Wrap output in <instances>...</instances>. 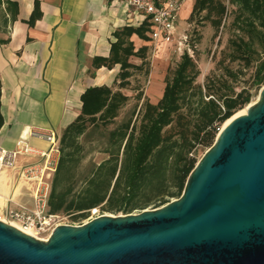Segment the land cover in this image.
I'll return each instance as SVG.
<instances>
[{"label": "trees", "instance_id": "trees-1", "mask_svg": "<svg viewBox=\"0 0 264 264\" xmlns=\"http://www.w3.org/2000/svg\"><path fill=\"white\" fill-rule=\"evenodd\" d=\"M230 1L236 7L234 12L238 29L236 36L230 40L231 58L243 60L245 65L258 60L256 81L264 84V0ZM3 3H6L4 11L1 9ZM39 9V1L36 0L35 9L28 21L30 24H34L41 16ZM203 11L206 14L201 16L202 19L211 20L219 29L228 14V7L223 0H196L190 19ZM18 15V0H0V32L6 31L8 24L16 21ZM148 30L149 24L144 22L138 27L126 26L117 31V41L112 44L111 57L96 58L94 61L96 67L107 62L121 63L117 84L120 88L128 87L133 70H143L148 61V46L136 51L134 42L130 39L134 33L149 39L146 34ZM132 56L141 57L142 64H133L130 61ZM230 74L234 75L232 72ZM199 75L196 60L185 51L172 79L166 80L161 99L157 103L146 101L139 128L129 120L110 132V145L107 148L110 158L99 165L88 179L86 188L69 199L73 186L63 189H59V186L74 175L78 166L79 158L76 155L82 148L79 136L85 133L89 122L101 120L104 124H109L129 99L121 90L115 91L109 86L88 88L82 95V113L64 130L61 137V155L49 199L50 213L58 214L72 209L84 211L99 205L108 197L113 201L123 184L125 205L120 207L126 213L138 208L146 209L152 203L155 208L160 207L170 202L171 198L180 197L190 173L198 163L197 158L191 155L196 145L204 141L203 144L211 147L220 126L252 99L249 89L230 93L228 80L216 85L211 77L206 84L208 93L205 94L203 86L196 82ZM2 87L0 76V129L4 125ZM197 94L200 96V122L196 124L195 138L188 139L185 133L181 134V138L167 134L165 129L174 122L175 114L182 108V102ZM114 207L112 202L111 208ZM87 215L81 212L76 218Z\"/></svg>", "mask_w": 264, "mask_h": 264}, {"label": "water", "instance_id": "water-1", "mask_svg": "<svg viewBox=\"0 0 264 264\" xmlns=\"http://www.w3.org/2000/svg\"><path fill=\"white\" fill-rule=\"evenodd\" d=\"M0 264H264V85L156 208L59 224L48 239L0 219Z\"/></svg>", "mask_w": 264, "mask_h": 264}, {"label": "crops", "instance_id": "crops-1", "mask_svg": "<svg viewBox=\"0 0 264 264\" xmlns=\"http://www.w3.org/2000/svg\"><path fill=\"white\" fill-rule=\"evenodd\" d=\"M38 1L41 16L34 24L28 21L36 0H18V19L10 22L6 31L0 32L4 115L0 149L3 150L15 149L21 138L40 150H49L50 144L32 136L31 132L53 130L62 134L82 113V95L90 87L105 85L128 95L124 92L125 88L117 85L121 63L94 65L96 58L111 57L117 31L147 22L149 30L146 34L149 39L137 33L130 38L136 51L148 46L147 60L150 45L155 43L150 35V23L143 21L141 16H135L124 0ZM195 1L184 0L179 16L188 19ZM1 9H6V3L2 4ZM139 20L143 22L139 24ZM130 61L140 65L143 59L132 56ZM154 79L156 83L153 86L159 82L156 72L152 73L151 82ZM150 86L148 93L154 95L151 97L158 102L166 83L159 96L155 90L153 94L150 93L153 89ZM34 157L19 156L17 168H0V192L6 189L5 186L13 190L6 197L0 195L3 198L0 212L18 204L31 203L33 206L32 187L30 182L20 177L19 170ZM23 188L26 191L23 192Z\"/></svg>", "mask_w": 264, "mask_h": 264}, {"label": "rangeland", "instance_id": "rangeland-1", "mask_svg": "<svg viewBox=\"0 0 264 264\" xmlns=\"http://www.w3.org/2000/svg\"><path fill=\"white\" fill-rule=\"evenodd\" d=\"M223 1L228 7V14L225 15L222 26L219 29L211 20L202 19L201 16L206 14V11H203V13L194 17V19H190V17L185 19L183 16H179L176 22L177 35L179 36L181 32H187L189 34V48L192 49L190 50V53L196 60L200 69V75L196 82L203 86L205 94L208 93L206 84L209 82L208 79L210 77L215 80L216 85H219V83L224 80H228V84L231 86V89H229L228 92L233 93V91H235L238 93L245 88L249 89L252 94L250 103H253L257 100L260 90L264 85L259 84L256 81L258 60H255L251 65H245L243 60H233L231 58L230 40L236 36L238 30L235 22L236 14L234 12L236 7L231 4L230 0ZM150 48L151 52L148 55L149 59L144 69L135 70L133 77L130 79L131 84L125 88L124 92L128 94L129 99L119 110L118 116L109 124H104L101 120L89 122L85 133L79 136V142L82 145V148L76 155L79 158L78 166L74 175L69 180H65L64 183L59 186V189H63L66 186H73L74 190L69 196V199H72L77 193L86 188L88 179L97 171L99 165L110 158V153L107 151V148H109L110 145V132L129 120L136 123L139 128L145 112L146 101L151 100L152 102L157 103L156 98H153L154 95L148 93L151 87L150 85L153 86L156 83V79L151 82L152 73L156 72L158 74L159 82L153 86L150 93L153 94L152 92L155 90L157 96L162 92L166 80L172 79L183 53L176 48L175 44L153 43L150 45ZM185 51L188 50L186 49ZM230 72L234 75H231ZM214 95L217 97L216 94ZM199 99L200 96L197 94L191 99L182 102V108L177 114H175L174 122L165 129L167 134H172L174 138H181V134L185 133L188 139L195 138L194 133L197 129L196 124L200 122V116L198 113ZM222 126L223 124L220 126L218 133L222 129ZM62 135L63 133L60 134L59 148L61 147ZM203 142L204 141L198 143L191 153V155L195 156L198 161L210 148L209 145H205ZM56 156L57 155H52L51 160L56 158ZM28 162L31 164H38L37 167L39 169L42 167L45 168L46 166L55 168V164H48L47 157H34ZM55 173L56 171L47 169L43 175V180L49 185L50 192ZM35 184V181H32L29 185L34 188ZM5 187L6 189L4 191L2 190L0 195L6 197L9 194V191L13 192V190L9 189L7 186ZM22 191L24 192L26 189L23 188ZM110 192L111 189L109 193ZM124 194L125 188L123 184L122 187L119 188L113 201L109 200L108 197L99 205L91 209L84 211L72 209L54 214V216L50 218V227L55 224L80 225L103 214H127L123 207H120L125 205V200L123 199ZM176 198L177 197H173L171 200ZM0 201L3 204V198H0ZM112 202L115 206L114 209L111 208ZM27 206L32 207V204L29 203ZM151 208H155L153 203L147 207V209ZM142 210L143 209L139 208L134 209L131 213H138ZM81 212L88 214L87 217L76 218ZM0 217H2L1 212ZM41 232L44 233H40L38 236L47 238L50 230Z\"/></svg>", "mask_w": 264, "mask_h": 264}, {"label": "built area", "instance_id": "built-area-1", "mask_svg": "<svg viewBox=\"0 0 264 264\" xmlns=\"http://www.w3.org/2000/svg\"><path fill=\"white\" fill-rule=\"evenodd\" d=\"M135 16L143 17V21L150 23V35L155 43L175 44L176 48L184 53L189 48V34L181 32L177 35L176 22L184 0H124ZM139 20V24L143 22ZM191 54V53H190ZM32 136L45 140L50 144L49 150H40L34 147L28 140L21 138L16 143V148L12 150L0 149V168H17L19 156L47 157L48 164H55V168L46 166L39 169L38 164H25L20 166L19 175L27 182L35 181L32 187L33 206L18 204L16 207H8L1 211L2 219L7 222L19 224L24 229L32 230L37 235L44 233L41 231L50 230L47 237L59 224L50 227V218L54 214L50 213V188L43 180L45 171L56 168L60 160L59 141L60 135L53 131H32ZM52 155H57L51 160ZM49 173V172H47Z\"/></svg>", "mask_w": 264, "mask_h": 264}, {"label": "bare ground", "instance_id": "bare-ground-1", "mask_svg": "<svg viewBox=\"0 0 264 264\" xmlns=\"http://www.w3.org/2000/svg\"><path fill=\"white\" fill-rule=\"evenodd\" d=\"M247 108H248V105L242 109H239L237 112H235V114L230 117L228 120H226L224 123H223V126H222V129L227 125L229 124V122H231V120H233V118L239 116V115H242V114H245L247 112ZM1 220H4L1 218ZM5 221V220H4ZM7 222V221H6ZM10 224L18 227L19 229H21L22 231L26 232L27 234H31L33 236H36L37 238H40V239H47V238H42V237H39L35 232H33L32 230H28V229H24L23 227H21L19 224L17 223H13V222H10Z\"/></svg>", "mask_w": 264, "mask_h": 264}]
</instances>
